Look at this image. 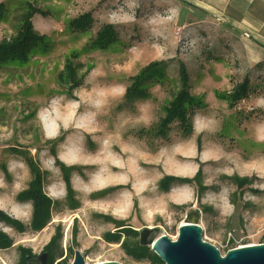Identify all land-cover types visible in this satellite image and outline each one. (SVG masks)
<instances>
[{
  "label": "rangeland",
  "instance_id": "obj_1",
  "mask_svg": "<svg viewBox=\"0 0 264 264\" xmlns=\"http://www.w3.org/2000/svg\"><path fill=\"white\" fill-rule=\"evenodd\" d=\"M0 3L8 8L0 43L16 33V11L31 4L47 14L35 15L33 25L49 44L25 64L0 66V210L29 226L32 206L16 200L32 180L22 152L47 172L44 192L56 202L40 232L19 233L0 223L14 242L0 250V264H18L19 247L41 256L58 227L63 257L55 264H72L77 251L85 264H148L103 236L125 226L150 229L147 241L164 235L176 240L191 212L200 214L203 240L222 255L264 244V46L222 21L193 18L197 11L176 0ZM86 13L93 16L92 30L74 31L70 22ZM104 24L114 25L119 43L91 48ZM69 59L80 62L83 77V85L68 93L72 97L58 79ZM156 62L164 63L167 84L152 86L150 99L127 104L131 78ZM180 62L189 72L191 93L207 107L193 116L189 139L177 124L168 138L157 137L152 129L176 93ZM245 78L247 99L230 107L217 97ZM65 166L71 168L76 209L66 201ZM199 170L198 186L175 183L167 192L160 187L166 176L192 179ZM234 177L253 183L239 190Z\"/></svg>",
  "mask_w": 264,
  "mask_h": 264
},
{
  "label": "trees",
  "instance_id": "obj_2",
  "mask_svg": "<svg viewBox=\"0 0 264 264\" xmlns=\"http://www.w3.org/2000/svg\"><path fill=\"white\" fill-rule=\"evenodd\" d=\"M16 12V33L9 39H5L0 43V66L12 63L25 64L29 61L32 54L36 51L47 52L49 50L48 39L45 35L38 33L33 25L35 15L46 16V12L40 10L34 5L27 4L23 9ZM8 14L6 4L0 3V22ZM94 19L92 14L86 13L70 22V26L77 32H88L92 30ZM119 43V35L116 32L114 25L104 24L96 34V37L91 43V48L105 50L114 44ZM69 59L64 70L58 75L60 85L69 87L68 93L80 88L83 85V77L80 76L82 66L80 62ZM168 75L165 73L164 63H154L144 68L140 74L131 78L130 85L126 88L124 101L127 104H133L138 101L148 100L151 96V88L155 85H166ZM250 94L249 79L245 78L243 82L233 87L229 94H217L219 99L226 100L230 107H235L241 101L247 99ZM69 97H72L68 94ZM206 102L201 97L194 96L191 93L190 75L187 67L183 62L179 63L177 90L172 100L165 107V115L160 119L159 123L152 129L154 135L161 138H168L169 132L173 124H177L181 137L189 139L194 132L193 116L200 109L206 108ZM63 137L60 138L62 141ZM200 141V140H199ZM55 155V151H50ZM19 153V151H16ZM24 157L32 180L28 188L20 192L16 196V200L20 203H30L32 206V215L29 226H26L21 221L10 217L4 211L0 210V223L14 229L19 233H25L27 230L32 232L42 231L50 222L52 210L56 204L44 192V184L47 178V172L40 170L33 157L27 153H21ZM64 174V181L67 186L66 201H74V191L71 186V168L61 167ZM3 171L8 176L7 168L3 166ZM202 172L198 171L197 175L192 178H176L166 176L160 182V187L167 192L170 186L175 183L180 184H196L199 185ZM239 190H244L252 185L253 179L248 177L231 178ZM200 189H206L205 187ZM78 206L73 202L72 209ZM62 230L57 228L56 233L52 236L49 243L44 247V253L47 255L46 264H55L56 261L63 257V252L59 245L62 239ZM141 232L131 227L121 226L114 233H106L103 238L107 243H121L126 255L136 262H147L148 264H163L162 260L151 250L148 245H143L140 241ZM14 242L6 233L0 230V250H8L13 246ZM18 264H41L37 255L32 253V250L25 247H19ZM71 253V250H70ZM61 260L57 264H65Z\"/></svg>",
  "mask_w": 264,
  "mask_h": 264
},
{
  "label": "water",
  "instance_id": "obj_3",
  "mask_svg": "<svg viewBox=\"0 0 264 264\" xmlns=\"http://www.w3.org/2000/svg\"><path fill=\"white\" fill-rule=\"evenodd\" d=\"M200 214L191 212L178 229L176 240L168 236L146 240L150 229L141 231L140 241L148 245L162 260L163 264H264V244L248 245L233 248L225 255L220 250L203 240L202 227L199 224ZM47 255L39 257L41 264H46ZM72 264H85L82 254L75 253ZM97 264H121L118 262H103Z\"/></svg>",
  "mask_w": 264,
  "mask_h": 264
},
{
  "label": "crops",
  "instance_id": "obj_4",
  "mask_svg": "<svg viewBox=\"0 0 264 264\" xmlns=\"http://www.w3.org/2000/svg\"><path fill=\"white\" fill-rule=\"evenodd\" d=\"M181 6L196 10L200 15L224 22L240 35L255 38L264 46V0H176Z\"/></svg>",
  "mask_w": 264,
  "mask_h": 264
},
{
  "label": "bare ground",
  "instance_id": "obj_5",
  "mask_svg": "<svg viewBox=\"0 0 264 264\" xmlns=\"http://www.w3.org/2000/svg\"><path fill=\"white\" fill-rule=\"evenodd\" d=\"M47 123H49L48 121H47ZM15 214H17L16 212H14Z\"/></svg>",
  "mask_w": 264,
  "mask_h": 264
},
{
  "label": "flooded vegetation",
  "instance_id": "obj_6",
  "mask_svg": "<svg viewBox=\"0 0 264 264\" xmlns=\"http://www.w3.org/2000/svg\"><path fill=\"white\" fill-rule=\"evenodd\" d=\"M42 256V255H41ZM40 257V256H39ZM39 257H38V260H39ZM46 261H47V259H46Z\"/></svg>",
  "mask_w": 264,
  "mask_h": 264
}]
</instances>
